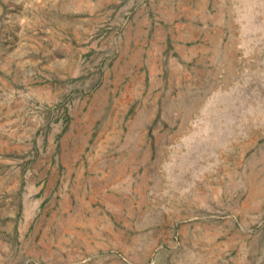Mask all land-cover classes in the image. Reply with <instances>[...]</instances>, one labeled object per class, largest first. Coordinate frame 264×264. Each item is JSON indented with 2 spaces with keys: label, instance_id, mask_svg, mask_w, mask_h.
I'll return each mask as SVG.
<instances>
[{
  "label": "rangeland",
  "instance_id": "374dc122",
  "mask_svg": "<svg viewBox=\"0 0 264 264\" xmlns=\"http://www.w3.org/2000/svg\"><path fill=\"white\" fill-rule=\"evenodd\" d=\"M94 2L63 21L60 65L0 64V264H144L157 247L155 264H264V0H210L195 33L179 3ZM100 181L122 203L102 209L106 249L78 254Z\"/></svg>",
  "mask_w": 264,
  "mask_h": 264
},
{
  "label": "crops",
  "instance_id": "0c3cea01",
  "mask_svg": "<svg viewBox=\"0 0 264 264\" xmlns=\"http://www.w3.org/2000/svg\"><path fill=\"white\" fill-rule=\"evenodd\" d=\"M94 1L0 0V64L6 63L7 65L8 63H14L15 65H19L27 62L29 64L41 65L43 69L55 68V65H60V56L63 52L61 47V26L63 21L69 19L68 22L71 23L70 25H73L74 30L80 22H78L77 13L79 12L78 9L81 3L86 4L85 8L93 9ZM111 1L113 0H96V4H101V8L106 9ZM119 1L123 0H117V2ZM209 2L210 0H149V6L163 7L171 11L179 3L178 6L185 9V12L182 13L185 19L180 21V23L188 27V33H195L197 31V24L210 21L203 14V9ZM173 20H166L164 23L172 24ZM84 28L87 29L86 27ZM202 30L207 32V38L211 36L213 38L215 36V34L212 35L210 33L208 28L203 29L201 26L198 30L200 35ZM189 38L190 34H187L183 40L187 41ZM200 48H204V46L202 45ZM82 174L83 172H79L80 176ZM92 178L98 179L95 177ZM91 189L96 194L94 197L96 201L92 202L97 204L94 206L91 219H89L93 221L91 222V237L93 235L94 245L92 249H89L86 245L82 244L81 247H78V254L81 252L104 251L106 249L105 239L108 232L107 224L109 223V218L102 209L109 208L114 202L110 204L111 201L108 197L110 188L108 182L100 181L97 182V185L93 183ZM117 200L118 204H116L121 205V199ZM132 204L134 208H141L140 202L136 199H133ZM149 206L155 210L154 212L158 216H161L164 212H171L173 207L170 203L159 200L157 196L153 199L149 198ZM133 231L134 234L130 239L133 241L139 240V233L137 232L140 229L137 228ZM105 233L106 236H104ZM87 235L82 236V238H87ZM71 260L69 259V261Z\"/></svg>",
  "mask_w": 264,
  "mask_h": 264
},
{
  "label": "bare ground",
  "instance_id": "6f19581e",
  "mask_svg": "<svg viewBox=\"0 0 264 264\" xmlns=\"http://www.w3.org/2000/svg\"><path fill=\"white\" fill-rule=\"evenodd\" d=\"M258 9H259V8H258ZM259 10H261V9H259ZM246 11H247V10H246ZM263 11H264V10H263ZM257 12H258V11H257ZM254 13H255V12H254ZM252 15H253V14H252ZM253 16H254V15H253ZM177 61H178V60H177ZM198 62H199V61H198ZM132 70H133V69H132ZM166 70H167V69H166ZM125 71H126V70H125ZM133 74H134V73H133ZM129 77H130V76H129ZM131 79H132V78H131ZM120 81H121V80H120ZM126 81H127V80H126ZM130 81H131V80H130ZM132 81H134V80H132ZM123 82H124V81H123ZM124 85H125V84H124ZM136 85H137V84H136ZM168 85H169V84H168ZM142 86H143V85H142ZM176 86H177V85H176ZM124 87H125V88H124ZM124 87H123V88H124V92L122 91L123 93H122L121 96H123L124 94H126L127 92H129V91L132 89V88H129L130 86L128 87V85H125ZM133 88H134V87H133ZM168 88H169V87H168ZM183 88H184V87H183ZM135 89H136V88H135ZM138 91H139V90H138ZM171 91H172V90H171ZM103 94H104V93H103ZM165 94H166V93H165ZM179 94H180V93H179ZM110 95H111V94H110ZM106 96H107V95H106ZM127 96H128V95H127ZM157 96H158V95H157ZM181 97H182V96H181ZM120 98H121V97H120ZM133 98H134V97H133ZM139 98H140V97H139ZM163 99H164V98H163ZM119 100H120V99L118 98L117 100L115 99L114 101L117 102V101H119ZM123 100H124V99H123ZM152 100H153V99H152ZM164 100H165V99H164ZM138 101H139V100H138ZM111 102H112V101H111ZM128 102H129V101H128ZM97 103H98V102H97ZM108 103H109V102H108ZM139 103H140V102H139ZM94 104H95V103H94ZM114 105H115V104H114ZM117 106H118V105H117ZM124 106H125V105H124ZM145 106H146V105H145ZM145 106H144V107H145ZM122 107H123V106H122ZM93 108H94V107H93ZM93 108H92V109H93ZM118 108H119V107H118ZM118 108H117V109H118ZM124 108H125V107H124ZM92 109H91V110H92ZM104 109H105V108H104ZM107 109H108V108H107ZM107 109H106V110H107ZM144 109H145V108H144ZM120 110H121V109H120ZM99 111H100V110H99ZM110 111H111V109H110ZM117 111H118V110H117ZM152 112H153V111H152ZM89 113H90V112H89ZM104 113H105V112H104ZM150 113H151V112H150ZM114 114H115V113H114ZM114 114H113V115H114ZM108 115H109V114H108ZM139 116H140V115H139ZM140 117H141V116H140ZM140 117H138V118H140ZM132 118H133V117H132ZM83 119H84V118H83ZM89 119H90V118H89ZM146 119H147V118H146ZM143 121H145V120H143ZM95 122H96V121H95ZM134 122H137V121H134ZM132 123H133V122H132ZM104 124H108L107 119H106V121H105ZM111 124H112V123H111ZM133 124H134V123H133ZM142 124H143V123H142ZM145 125H146V124H145ZM84 126H85V125H84ZM87 126H88V125H87ZM132 126H133V125H132ZM132 126H131V127H132ZM181 126H182V125H181ZM85 127H86V126H85ZM85 127H84V128H85ZM113 127H114V126H113ZM125 127H126V126H125ZM127 127H128V126H127ZM129 127H130V126H129ZM142 127H143V126H142ZM91 128H92V127H91ZM143 128H144V127H143ZM120 129H121V128H120ZM138 129H139V128H138ZM88 130H89V129H88ZM125 130H126V129H125ZM107 132H108V131H107ZM121 132H122V131H121ZM129 132H130V131H129ZM134 132H135V131H134ZM139 132H140V130H139ZM138 134H139V133H138ZM117 135H119V134H117ZM101 136H102V135H101ZM126 136H127V135H126ZM168 136H169V135H168ZM174 136H175V135H174ZM97 137H98V136H97ZM123 137H125V136H123ZM171 137H172V136H171ZM99 138H100V137H99ZM109 138H110V137H109ZM118 138H120V137H118ZM127 138H128V137H127ZM140 138H141V137H140ZM179 138H180V137H179ZM77 139H78V138H77ZM77 139H76V140H77ZM125 139H126V138H125ZM158 139H160V136H159ZM174 139H175V138H174ZM80 140H81V139H80ZM94 140H95V139H94ZM105 140H106V139H105ZM109 140H110V139H109ZM146 141H147V140H146ZM177 141H179V140H177ZM118 142H119V141H118ZM122 142H123V141H122ZM127 142H128V141H127ZM127 142H126V143H127ZM137 142H138V141H137ZM173 142H174V141H173ZM75 143H76V141H75ZM124 143H125V142H124ZM149 143H150V142H149ZM97 144H98V143H97ZM121 144H123V143H121ZM117 145H118V144H117ZM148 145H149V144H148ZM96 146H97V145H96ZM112 146H113V145H112ZM112 146H111V147H112ZM125 146H126V145H125ZM107 147H108V146H107ZM97 148H98V147H97ZM119 148H120V147H119ZM133 148H134V146H133ZM133 148H132V149L129 148V149L133 150ZM142 148H143V147H142ZM92 149H93V148H92ZM99 149H100V148H99ZM103 149H104V148H103ZM116 149H117V148H116ZM145 149H146V148H145ZM149 149H150V146H149ZM109 150H110V149H109ZM102 151H103V150H102ZM147 151H148V150H147ZM107 152H108V151H107ZM107 152H106V153H107ZM141 152H142V151H141ZM97 153H98V152H97ZM119 154H120V153H119ZM122 154H123V153H122ZM140 154H141V153H140ZM150 154H151V153H150ZM95 155H96V154H95ZM113 155H114V154H113ZM96 156H97V155H96ZM129 156H130V155H129ZM134 156H135V155H134ZM76 157H77V156H76ZM98 157H100V155H99ZM102 157H103V156H102ZM130 158H131V157H130ZM88 159H89V158H88ZM94 159H95V158H94ZM119 159H120V157H119ZM145 159H146V158H145ZM145 159H144V160H145ZM126 160H127V159H126ZM126 160H125V161H126ZM156 160H157V159H156ZM97 161H98V160H97ZM148 161H149V160H148ZM148 161H147V162H148ZM90 162H91V161H90ZM123 162H124V161H123ZM142 162H143V161H142ZM104 163L107 164V161L104 162ZM110 163H111V161H110ZM117 163H118V162H117ZM133 163H134V162H133ZM102 164H103V163H102ZM107 165H108V164H107ZM111 166H112V165H111ZM99 167H101V166H99ZM99 167H98V168H99ZM120 167H121V166H120ZM134 167H135V166H134ZM94 168H95V166H94ZM112 173H113V171H112ZM107 174H108V173H107ZM114 174H115V173H114ZM111 175H112V174H111ZM109 180H110V179H109ZM106 181H107V180H106ZM94 184H95V183H94ZM96 185H97V182H96ZM98 187H99V186H98ZM93 188H94V187H93ZM99 190H100V189H99ZM94 192H95V191H94ZM64 201H65V200H64ZM81 201H82V200H81ZM85 203H86V202H85ZM87 204H88V203H87ZM77 209H78V207H77ZM91 209H92V208H91ZM81 214H82V213H81ZM64 215H65V214H64ZM67 215H68V214H67ZM75 215H76V214H75ZM95 215H96V214H95ZM70 216H72V215H70ZM72 217H73V216H72ZM65 219H66V218H65ZM55 220H56V219H55ZM59 220H60V219H59ZM62 220H64V219H62ZM67 221H68V220H67ZM60 222H61V221H60ZM92 222H93V221H92ZM68 223H69V222H68ZM47 224H48V223H47ZM55 224H58V223H55ZM61 224H62V222H61ZM71 224H72V223H71ZM62 225H64V224H62ZM61 227H62V226H61ZM57 228H58V227H57ZM57 228H56V229H57ZM60 232H61V231H60ZM68 232H69V231H68ZM56 235H57V234H56ZM87 236H88V235H87Z\"/></svg>",
  "mask_w": 264,
  "mask_h": 264
},
{
  "label": "built area",
  "instance_id": "2783aa9c",
  "mask_svg": "<svg viewBox=\"0 0 264 264\" xmlns=\"http://www.w3.org/2000/svg\"><path fill=\"white\" fill-rule=\"evenodd\" d=\"M160 250V247H157L153 253L151 254L149 260L144 263V264H155L156 261H157V254H158V251ZM123 259L125 260V262H127L128 264H133L132 262H130L129 260H127L125 257H123Z\"/></svg>",
  "mask_w": 264,
  "mask_h": 264
}]
</instances>
